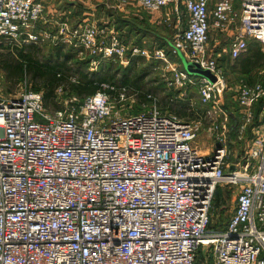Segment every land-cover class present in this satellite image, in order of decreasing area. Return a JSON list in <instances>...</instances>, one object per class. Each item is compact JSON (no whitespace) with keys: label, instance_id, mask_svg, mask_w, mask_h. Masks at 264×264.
I'll return each instance as SVG.
<instances>
[{"label":"built area","instance_id":"1","mask_svg":"<svg viewBox=\"0 0 264 264\" xmlns=\"http://www.w3.org/2000/svg\"><path fill=\"white\" fill-rule=\"evenodd\" d=\"M131 1L173 14L168 50L128 46L94 23L37 31L48 22L40 0H0V37L63 43L95 69L102 59H160L171 89L186 95L197 87L212 108L197 120L156 105L121 114L99 90L49 110L42 91L0 86V264H264V126L239 158L225 108L233 89L237 141L246 140L264 84L229 86L221 61L224 52L246 53L249 41L264 47V0ZM224 33L227 50L211 51L212 37ZM180 54L216 80L170 61ZM204 129L215 141L210 152L193 145ZM218 186L239 192L226 226L210 228Z\"/></svg>","mask_w":264,"mask_h":264},{"label":"rangeland","instance_id":"2","mask_svg":"<svg viewBox=\"0 0 264 264\" xmlns=\"http://www.w3.org/2000/svg\"><path fill=\"white\" fill-rule=\"evenodd\" d=\"M81 7L79 11L75 10L65 16V21L72 25L87 23L84 22L86 19L84 4H81ZM140 11L141 14L144 13L142 10ZM101 16L102 14H99L97 18ZM53 23L52 21L49 22L50 25ZM168 23L169 21L167 23L158 22L152 24V33L144 30V34L152 35L149 38H143L142 35L141 37L138 36L139 38H132L130 33L129 35L126 33L127 42L140 43L141 41V44H144L151 53H154L156 49L160 48V46L155 48L154 46L164 45L167 43L169 32L175 33V29L169 28ZM37 28H42V24H37ZM147 28L149 29V25ZM143 39H146V42ZM153 40V45H151ZM262 51L264 52V47ZM58 52L59 55L55 56ZM22 55H31L33 60H30V62L26 61ZM171 57L169 59L172 63L180 61L182 65L181 59L179 60L178 57L174 56ZM89 61L90 58L81 57L76 48L63 43H55L53 40L40 38L36 41L24 42L23 40L14 41L0 38V86L5 93H14L20 90H40L44 91L46 96L49 87L45 84L41 75L45 73L44 70L47 67H51L49 66L50 64L54 66L61 64L64 67L63 70L66 73V77L73 76L75 78H68L63 84L69 91L67 95L58 92V85L53 88V92L46 97L47 104L45 107L49 110L64 107L66 102H69L74 97L82 99L85 94L99 90H105L110 95L113 104L121 114L135 113L156 105L161 110L175 113L186 120H197L203 117L204 111L212 108L200 103L197 87H190L186 95H181L179 90L171 89L167 84L170 74L168 72L164 73L163 66L161 67L162 60L160 59H147L136 56L131 57L128 64L121 63L119 59L116 61L102 59L97 69L91 68ZM255 68L258 74L254 79L264 84V57L261 62L257 63ZM226 78L229 86H235L238 82L237 76L229 71L226 72ZM72 83H82L81 92L73 90ZM233 92V89H228L225 95V108L231 113L229 126L232 127V131L234 127L242 122L240 107L234 101L235 94ZM57 97H60L59 102H57ZM255 105L253 108V122L249 125L246 132L247 139L235 143L236 140L232 136L233 141L229 148H232L233 151L236 150L239 158L243 155L246 141L253 135L252 131L255 132V128L259 124L264 126V104L262 107ZM203 124L207 126L205 122ZM193 145L201 148L203 152H210L214 150L215 141L210 138L206 129H204ZM229 160H233L232 155ZM217 191L212 203L213 223L210 228H214L220 223L226 224L228 222L234 209L239 187H221L220 192L222 191L224 195H226L225 192H229V196H226V199L222 202L215 197L219 193V189Z\"/></svg>","mask_w":264,"mask_h":264},{"label":"crops","instance_id":"3","mask_svg":"<svg viewBox=\"0 0 264 264\" xmlns=\"http://www.w3.org/2000/svg\"><path fill=\"white\" fill-rule=\"evenodd\" d=\"M45 5L44 16L47 18V23L40 22L42 24V28H37L38 31H57L59 22L65 21V16L73 13V11H79L81 4H84L86 11V19L84 22H91L94 24H98L99 26H107L109 30H113L118 32L121 40L128 46L138 45L141 47H145L144 44L138 42L130 41L127 42V35H129L130 30L131 37L136 38L138 36L141 37L142 30H147L152 33L151 26L154 23H167L169 21V28H174L175 17L173 14H169L168 9H163L162 11H149L143 8L141 5L137 4L134 1L127 0H40ZM142 10L144 13L141 14ZM102 14V16L97 18V15ZM59 20V21H57ZM54 22L52 25L49 22ZM68 22V21H67ZM69 23V22H68ZM172 24V25H170ZM72 25V24H71ZM149 25V29L147 26ZM72 26H77L72 25ZM127 33V35H126ZM170 35L166 37L167 43L164 45H157L155 47H162L168 50V41L174 32H169ZM144 37H152V35L146 34ZM139 38V37H138ZM146 42V39H143ZM142 40V42H143ZM153 41H151V45H153ZM230 36L226 33L220 34L212 37L210 42L211 51L220 52L221 50L224 52L229 47ZM251 41H249L250 43ZM146 48V47H145ZM263 49V48H262ZM248 51L242 54L240 57L247 56ZM171 57V56H170ZM172 58V57H171ZM239 58V57H238ZM238 58H232L229 52H224L223 58L221 59L224 68L227 71L230 70L229 65L232 67L235 65V62ZM180 60V58H179ZM173 64L179 65L180 61H174ZM230 72V71H229ZM231 73V72H230ZM232 74L237 76L238 80H244L245 77H248L247 74H243L241 69L238 71H233ZM245 81V80H244ZM258 127V126H257ZM256 130V129H255ZM235 206V205H234Z\"/></svg>","mask_w":264,"mask_h":264},{"label":"trees","instance_id":"4","mask_svg":"<svg viewBox=\"0 0 264 264\" xmlns=\"http://www.w3.org/2000/svg\"><path fill=\"white\" fill-rule=\"evenodd\" d=\"M141 30L143 31L142 34H141L142 37H143L146 34H144L145 32H144L143 29H141ZM131 32H133V31L130 30V34H131ZM0 38H2V37H0ZM262 48L263 47H262V45L260 43H258L256 41H251L249 43L248 50H247L248 51V55L247 56H243V57H239L237 59V61L235 62V65L234 66L231 67L229 65V67H230V70L229 71L232 73L233 71H236V70L238 71V69H241V71H242L243 74H247V75L249 74L248 77H245L244 78V80L247 83H249L251 85L257 83V80L254 79V78H256V76L258 74L257 71L255 70L256 69L255 66L257 65V63H259V62H261L263 60L264 52L262 51ZM57 55H59V52L57 54H55V56H57ZM22 57L24 59H26V61H29V62H30V60H33V57H31V55H22ZM26 64H28V63L26 62ZM49 66H51V67H47V69L44 70L45 73L43 75H41V76H43V79H44L45 84L49 87V91L46 94V96L44 94V91H42L43 92V98H44V104H45V106L47 104L46 103V97L50 93L53 92V88L55 86H57V85H58V87L62 86L63 89H64V91H65L64 94H66V95L69 94V91L66 89L65 86H63V84H64L65 81H67L66 79H68V78L71 79L73 77V76L66 77V75H65L66 73L63 70L64 67L61 64H56L55 66L50 64ZM73 78H75V77H73ZM81 84L82 83H79V84L78 83H72V89L73 90H78L79 92H81V90H80ZM35 91H40V90H35ZM89 94H93V93L89 92L88 94H85L83 97H85L86 95H89ZM57 99H58V97H57ZM263 104H264V98H261L256 103L255 106L262 107ZM236 105H237V103H236ZM238 129H239V125H237L236 127H234V129H233V131L231 133V137L233 136L237 143L239 142V141H237ZM220 188H221L220 186L217 188V190L219 189V193H217L215 197L217 198V200H219L220 202H222V201H224V199H226V196H229L228 195L229 192H225L226 195H224V193H222V191L220 192ZM212 223L213 222H211L210 227H211ZM226 224L220 223V224H218L217 227H225Z\"/></svg>","mask_w":264,"mask_h":264},{"label":"water","instance_id":"5","mask_svg":"<svg viewBox=\"0 0 264 264\" xmlns=\"http://www.w3.org/2000/svg\"><path fill=\"white\" fill-rule=\"evenodd\" d=\"M180 59L184 69L190 74L199 77H204L214 82L216 77L208 70L203 69L198 63L189 61L183 54H180Z\"/></svg>","mask_w":264,"mask_h":264}]
</instances>
